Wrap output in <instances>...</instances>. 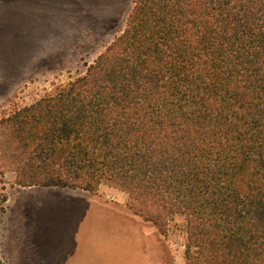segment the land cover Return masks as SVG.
<instances>
[{"label":"trees","instance_id":"trees-1","mask_svg":"<svg viewBox=\"0 0 264 264\" xmlns=\"http://www.w3.org/2000/svg\"><path fill=\"white\" fill-rule=\"evenodd\" d=\"M7 174L184 216L185 264H264V0H134L85 74L0 115Z\"/></svg>","mask_w":264,"mask_h":264},{"label":"rangeland","instance_id":"rangeland-1","mask_svg":"<svg viewBox=\"0 0 264 264\" xmlns=\"http://www.w3.org/2000/svg\"><path fill=\"white\" fill-rule=\"evenodd\" d=\"M134 0H0V115L85 74L122 32ZM2 264H185V218L167 235L104 184L22 187L1 176ZM8 223V224H7Z\"/></svg>","mask_w":264,"mask_h":264},{"label":"bare ground","instance_id":"bare-ground-1","mask_svg":"<svg viewBox=\"0 0 264 264\" xmlns=\"http://www.w3.org/2000/svg\"><path fill=\"white\" fill-rule=\"evenodd\" d=\"M8 224V223H7Z\"/></svg>","mask_w":264,"mask_h":264}]
</instances>
